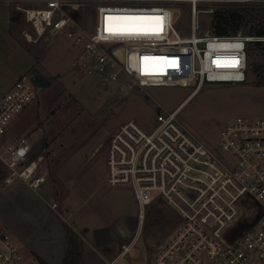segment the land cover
Returning a JSON list of instances; mask_svg holds the SVG:
<instances>
[{
    "label": "built area",
    "instance_id": "2783aa9c",
    "mask_svg": "<svg viewBox=\"0 0 264 264\" xmlns=\"http://www.w3.org/2000/svg\"><path fill=\"white\" fill-rule=\"evenodd\" d=\"M1 1L16 4L22 13L30 27L22 31L27 43L57 38L68 25L75 50L69 67L96 74L103 84L120 81L122 76L127 88L192 89L175 110L157 113L151 129L131 119L110 139L107 184L130 188L135 205L131 214L115 220L120 251L110 264L138 247L148 208L160 201L175 210L181 224L154 251L152 261L145 258L144 264H264V118L229 119L219 131L220 151L199 140L179 119L183 104L206 83H246L249 45L264 43V36L202 32L200 18L211 25L224 6L243 10L264 5V0ZM176 4L189 5L186 34L174 26L171 7ZM88 6L93 7L94 25L84 31L83 22L73 14H82ZM123 13L161 15L163 30L139 36L108 35L105 16ZM143 57L166 59L177 69H156L154 61ZM32 75H20L0 96V162L7 170L5 183L18 179L37 193L45 182L44 156L31 157L33 142L28 136L5 141L10 119L33 99ZM121 90L127 93L124 87ZM152 192H159V197H152ZM48 205L57 207L55 202ZM0 264L42 263L23 255L0 224Z\"/></svg>",
    "mask_w": 264,
    "mask_h": 264
},
{
    "label": "rangeland",
    "instance_id": "374dc122",
    "mask_svg": "<svg viewBox=\"0 0 264 264\" xmlns=\"http://www.w3.org/2000/svg\"><path fill=\"white\" fill-rule=\"evenodd\" d=\"M15 5L0 2V96L24 73L52 79L47 87H34L32 101L10 119L5 141L28 136L33 142L31 157L45 158L42 172L46 175L43 187L35 193L18 179L5 183L7 170L0 162V224L23 255L35 256L43 264H61L71 236L84 245L83 262L107 264L120 250L119 240L108 230L106 212L110 208L115 210L112 214L117 209L134 208L130 188L107 184L110 139L121 124L131 119L151 129L157 113L175 110L192 89L127 88L122 76L120 81L103 84L96 74L67 68L75 53L70 41L60 35L27 43L22 31L30 27ZM224 8L219 11L224 15L215 18L211 25L205 17L200 18V30L215 31V26L221 28L230 21L233 25L228 26V33L254 35L249 28V6L243 10L235 6ZM171 12L176 16V30L188 33L189 5L176 4ZM93 13V7L88 6L82 14H73V18L83 22L84 31H91ZM260 28L264 29H256ZM248 55L246 83H206L180 109V121L210 148L220 151L219 131L229 119L264 118V43H251ZM161 69L177 68L166 63ZM121 87L127 90L126 94ZM152 197H159V192H152ZM48 202H55L57 207L51 209ZM180 224L173 208L163 201L153 203L147 211L141 246L114 264H137L144 258L141 252L151 262L154 251Z\"/></svg>",
    "mask_w": 264,
    "mask_h": 264
},
{
    "label": "snow or ice",
    "instance_id": "6c2138e0",
    "mask_svg": "<svg viewBox=\"0 0 264 264\" xmlns=\"http://www.w3.org/2000/svg\"><path fill=\"white\" fill-rule=\"evenodd\" d=\"M163 20L164 17L161 15H137L131 13L109 14L105 16L104 31L108 35L120 36L158 34L163 30ZM236 47H239V45H236ZM142 59L148 61L156 58L143 57ZM236 62L238 63V61Z\"/></svg>",
    "mask_w": 264,
    "mask_h": 264
},
{
    "label": "trees",
    "instance_id": "16d2710c",
    "mask_svg": "<svg viewBox=\"0 0 264 264\" xmlns=\"http://www.w3.org/2000/svg\"><path fill=\"white\" fill-rule=\"evenodd\" d=\"M249 28L250 31L257 36L264 35V29H256L257 26L264 27V6H249ZM224 14H216L214 18H221ZM228 20V19H225ZM232 22L228 21L224 23L223 27L215 26L214 33L216 34H227L229 27L232 26ZM229 26V27H228ZM227 27V29H226ZM71 235V234H70ZM81 243L77 241L76 238L70 237L67 243V250L61 264H83L81 259L82 254ZM43 264V263H42Z\"/></svg>",
    "mask_w": 264,
    "mask_h": 264
},
{
    "label": "crops",
    "instance_id": "0c3cea01",
    "mask_svg": "<svg viewBox=\"0 0 264 264\" xmlns=\"http://www.w3.org/2000/svg\"><path fill=\"white\" fill-rule=\"evenodd\" d=\"M149 61H154V62H152V64H154V65H156V67L158 66V69H160V70H162L161 69V65L162 64H160V63H163V64H166V63H168V62H166V59H160V60H156V59H152V60H149ZM147 63H145L144 65H146ZM149 64V63H148ZM69 67V65L67 64V68ZM147 69H148V66L146 67ZM145 71H146V69H145ZM106 177H107V175H106ZM134 203V202H133ZM135 206V205H134ZM135 208V207H134ZM134 208H133V210H134ZM133 210H131V211H123V210H116V212L114 213V214H112L113 213V211H115L114 209H112V208H110V209H108V211L106 212V208H105V212L108 214V216H109V224H108V230H109V232L111 233V234H113L114 235V237L116 238V236H115V231H114V223H115V220H118L119 218H121V217H124L125 215H129V214H131V212L133 211ZM69 215H71L70 214V212L68 213ZM139 246H141V245H139ZM138 246V247H139ZM83 247H84V245H83ZM83 247H82V249H83ZM137 247V248H138ZM144 247H142V250H144L143 249ZM93 250V249H92ZM119 250H120V246H119ZM98 256H100V254L98 253V252H96V251H94ZM141 254L143 255L144 254V258H142V259H140L138 262H137V264H144L145 263V258H146V254L145 253H143V252H141ZM117 256V254H115V255H113L112 256V258H111V260L110 261H106L107 262V264H110V262L112 261V260H114V258ZM84 260H83V257H82V262H83ZM83 264H86L85 262H83Z\"/></svg>",
    "mask_w": 264,
    "mask_h": 264
},
{
    "label": "water",
    "instance_id": "95a60500",
    "mask_svg": "<svg viewBox=\"0 0 264 264\" xmlns=\"http://www.w3.org/2000/svg\"><path fill=\"white\" fill-rule=\"evenodd\" d=\"M52 76H46L45 78L40 77L38 74L34 73L31 77V82L36 88L47 87L50 84Z\"/></svg>",
    "mask_w": 264,
    "mask_h": 264
},
{
    "label": "bare ground",
    "instance_id": "6f19581e",
    "mask_svg": "<svg viewBox=\"0 0 264 264\" xmlns=\"http://www.w3.org/2000/svg\"><path fill=\"white\" fill-rule=\"evenodd\" d=\"M67 26H68V25H65V26L63 27V30L60 32V35L62 34V36H63L64 38H66L67 40H69L70 43H71V40H70V34H69L70 32H69ZM65 35H66V36H65ZM71 44H72V43H71Z\"/></svg>",
    "mask_w": 264,
    "mask_h": 264
}]
</instances>
